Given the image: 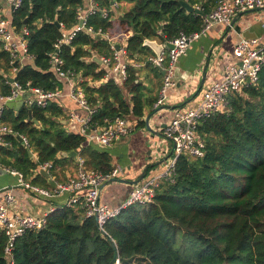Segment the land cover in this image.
Here are the masks:
<instances>
[{
    "label": "trees",
    "instance_id": "trees-1",
    "mask_svg": "<svg viewBox=\"0 0 264 264\" xmlns=\"http://www.w3.org/2000/svg\"><path fill=\"white\" fill-rule=\"evenodd\" d=\"M111 1L97 0L100 8L107 9ZM116 1L126 10L112 11L109 18L97 11L88 16L87 26L110 31L114 39L118 27L126 36L124 41L116 39L118 45L125 47L128 59L141 65L129 66L126 81L105 79L106 69L96 57L111 56L114 49L103 36L82 30L62 45L60 55L64 70L82 78L79 85L96 108L92 127L117 116L137 119V128L144 127L145 111L154 110L162 85L155 90L151 79L146 85L141 73L163 79L162 71L148 61L155 52L145 39L165 42L181 32H199L202 15L212 11L218 0H186L203 14L189 12L181 0ZM80 8L87 12L88 0H22L21 7L10 13L17 30H29L32 59L16 76L23 86L30 82L45 90L63 89L66 80L50 63L61 37L56 22L71 31ZM9 61L0 41L1 95L11 92ZM30 109L39 124L30 119ZM65 118V108L56 100L47 107L6 106L1 122L26 136L29 145L5 136L8 144H0V166L21 171L25 179L46 187H51L48 179L35 172L50 162V174L55 175L59 166L74 162L76 157L63 156L64 152L76 151L89 168L113 170L109 152L69 131ZM198 132L205 141L204 156L179 155L172 177L162 179L152 201L122 209L107 221L106 233L95 217L86 216L81 204L58 207L48 214L42 229L30 230L17 240L15 264H114L117 253L122 264H264V65L258 80L230 94L226 110L204 118ZM5 243L0 232V264H8Z\"/></svg>",
    "mask_w": 264,
    "mask_h": 264
},
{
    "label": "built area",
    "instance_id": "built-area-1",
    "mask_svg": "<svg viewBox=\"0 0 264 264\" xmlns=\"http://www.w3.org/2000/svg\"><path fill=\"white\" fill-rule=\"evenodd\" d=\"M112 1L111 8L107 9L100 8L97 0H88L87 12L81 8L78 10V22L72 27L71 31H68L64 24L60 23L61 37L55 44V50L50 54V63L56 73H58L60 78L69 82L71 86L70 96L88 113L86 117L76 113L71 114V118L81 124L80 133L86 137L88 144L106 147L112 146L133 131V126L129 121L130 117L117 116L113 119H106L105 124L102 126L92 127L90 121L96 108L90 106L85 91L79 85V76L74 77L72 73L64 70V60L60 53L62 45L71 43L76 34L82 30H87L89 33L97 34L100 37L103 36L110 41L114 49L111 56L100 58L106 69L105 79H113L119 84L126 81L129 75V66L135 65L139 67L141 65L134 64L133 60L128 59L125 47L119 46V49L116 48L118 43L110 31L103 32L102 29L95 31L93 27L87 26L88 16L95 14L97 11H100L105 18L111 17L112 11L119 13L122 3L116 0ZM21 5L22 0H5L0 3V41L3 44V50L9 53L11 77L14 78L13 82L9 81L11 84L10 94H0V144L3 145L8 144L5 139V136L8 135L16 138L20 136L24 141V145H29L26 136L1 122L7 101L16 100L21 95L30 92L34 99L29 100V105L35 104L39 107H47L52 100L59 98L63 94L62 89L45 90L41 87L31 86L30 82L25 87L17 81L16 76L19 68L26 60L32 59L28 51L27 36L29 30L26 27L17 30L12 18L6 12H14ZM262 8H264V0H218L212 11L202 15L203 24L199 32L189 35L181 32L174 39L163 42L165 49L160 54L155 53V55L148 58V61L163 73V83L156 106H161L165 103L169 89L175 86L177 61L180 56L186 53L192 42L200 38L216 23L232 25L236 16ZM80 21H83L82 25H80ZM167 43H171L174 48L167 47ZM263 65L264 43H260L257 38L239 39L233 48L230 62L224 67L222 78L210 83L204 90L201 99L194 106L178 110L175 116L165 125L163 134L174 143V149L173 155L164 163V170L159 175L138 183L119 207H110L101 198L104 186L118 178L120 173V168L118 167L109 172H102L87 167L85 160L79 158L76 173L65 182H56L53 188L43 187L25 179L21 171L4 166L3 168L18 177L17 186L24 188L37 197L51 199L62 193H70L71 197L65 205L81 204L85 209L86 216L95 217L100 229L106 233L105 224L110 219L118 216L122 209L134 203H147L154 199L156 189L162 179L172 177L179 155L204 156L205 141L198 132V126L201 121L214 112L226 110L229 95L241 92L243 86L247 83H255ZM32 153L33 157L37 159L36 153L33 151ZM51 167L52 163L50 162L40 166L41 169L46 171H50ZM16 201L17 199L12 193L6 192L4 201L0 203V232L6 237L4 256L8 264H15L14 251L17 240L30 230L42 229L46 224L48 214L55 210L51 208L49 213H45L43 217H34L13 210L11 205ZM114 264H122L118 253Z\"/></svg>",
    "mask_w": 264,
    "mask_h": 264
},
{
    "label": "crops",
    "instance_id": "crops-1",
    "mask_svg": "<svg viewBox=\"0 0 264 264\" xmlns=\"http://www.w3.org/2000/svg\"><path fill=\"white\" fill-rule=\"evenodd\" d=\"M4 1L0 0V3ZM6 13L11 17L9 12ZM116 29L118 27L113 30L115 36ZM119 35L120 37H115L118 41L127 39L125 35L121 36L120 30ZM241 38H257L260 43H264V8L236 16L232 25L216 23L189 45L186 53L180 56L177 61L176 84L169 89L165 103L156 106L157 100L152 112L150 109L145 111L143 119L146 121L147 117L151 116L149 124L152 130L147 128V123L144 127L137 128V119L130 117L129 121L133 126V131L129 135L124 136L112 146L97 145L109 152L113 166L120 168L117 179L124 180L121 182L110 181L104 186L101 195L103 202L113 208L119 207L138 183L159 175L164 170V163L173 155L174 149V143L163 134L165 125L178 110L194 106L201 99L204 90L210 83L222 78L224 67L232 58L233 48ZM154 40L163 43L158 39ZM144 83L148 85L149 82L144 81ZM157 89L158 87L155 88V90ZM70 90L71 86L66 81L62 89V96L54 100L65 108L66 118L63 123L66 124V128L69 131L80 133L81 124L71 118V114L76 113L86 117L88 113L70 96ZM20 98L24 99L26 105H29V100H33L34 96L28 92L18 99ZM79 158L81 157L78 155L74 162L59 166L55 175H51L48 170L50 178L55 183L67 181L70 176L76 173ZM156 165H159L160 168ZM40 170L42 169L37 170L35 175ZM137 180L140 181L134 182ZM18 181L16 175L0 166V203L4 201L5 193L10 192L17 199L11 205L12 209L22 214L43 217L45 213H49L51 208L57 209L65 205L71 197L70 193H62L51 199H43L17 186ZM53 187L51 185L48 188Z\"/></svg>",
    "mask_w": 264,
    "mask_h": 264
},
{
    "label": "water",
    "instance_id": "water-1",
    "mask_svg": "<svg viewBox=\"0 0 264 264\" xmlns=\"http://www.w3.org/2000/svg\"><path fill=\"white\" fill-rule=\"evenodd\" d=\"M111 3H113V1H111ZM180 3L182 4V6L187 9L189 12H196L198 14H203L202 10L198 7H195L193 5H191L188 1L186 0H181ZM83 21H80V25H82ZM57 26L58 27H61L60 23L59 22H56ZM144 44L145 45H148L149 47H151L153 49V51L156 53V54H160L164 49H165V46L162 44V43H159L158 41L154 40V39H145L144 41ZM167 47L169 48H174L173 45L171 43H167ZM116 48L119 49V45L117 44L116 45ZM96 60L101 63V59L97 58L96 57ZM9 81L10 82H13L14 81V78H9ZM25 105V101L24 99L20 98V99H16V100H11V101H7L6 102V106L9 107V108H12V109H19L21 108L22 106ZM29 117L30 119H33L35 120L36 124H39V121L34 119L33 118V115H32V110L30 109L29 110ZM150 117L151 116H148L147 119H146V123H147V128L149 130H152L151 129V126L149 124V120H150ZM17 139L22 143L24 144V141L22 139V137L18 136ZM29 153H30V156L33 157V153L31 150H29ZM63 156H69V157H77L78 156V153L76 151H71V152H64L63 153ZM41 174H43L49 181V183L52 185V186H55V182L50 178V175L49 173L42 169L41 171ZM115 181H118V182H121V181H124V180H121V179H115ZM140 181V180H139ZM138 180L137 181H134V182H139Z\"/></svg>",
    "mask_w": 264,
    "mask_h": 264
},
{
    "label": "rangeland",
    "instance_id": "rangeland-1",
    "mask_svg": "<svg viewBox=\"0 0 264 264\" xmlns=\"http://www.w3.org/2000/svg\"><path fill=\"white\" fill-rule=\"evenodd\" d=\"M120 10H121V11H125V10H126V7H125V6H121ZM115 15H117V14H115ZM119 30H120V28H118V29L115 30V34H116L117 37H120V35H119ZM121 36H123V34H122ZM141 74H142L141 79H142L143 81H148V82H150V79H151L152 82H153V81L155 82L156 87H158V88H159V87L161 86V84L163 83L162 78H158V79H156L152 73H148L147 71H142ZM147 77H148V79L146 80ZM78 80L81 81L82 78L79 77ZM128 96H129V95H128ZM171 145H172V143H171ZM156 166L160 168L159 165H156ZM162 169H163V168H162ZM115 182H116V181H115Z\"/></svg>",
    "mask_w": 264,
    "mask_h": 264
}]
</instances>
